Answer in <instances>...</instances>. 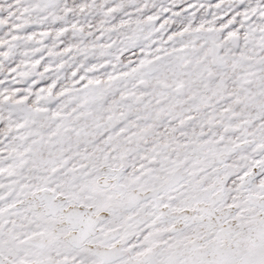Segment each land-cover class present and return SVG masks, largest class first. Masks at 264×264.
Wrapping results in <instances>:
<instances>
[{
	"label": "snow or ice",
	"instance_id": "obj_1",
	"mask_svg": "<svg viewBox=\"0 0 264 264\" xmlns=\"http://www.w3.org/2000/svg\"><path fill=\"white\" fill-rule=\"evenodd\" d=\"M0 264H264V0H0Z\"/></svg>",
	"mask_w": 264,
	"mask_h": 264
}]
</instances>
